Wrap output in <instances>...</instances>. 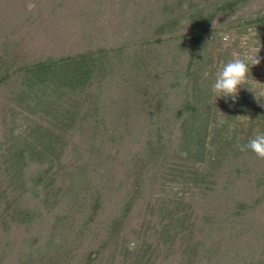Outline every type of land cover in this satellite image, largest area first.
Here are the masks:
<instances>
[{
    "label": "trees",
    "instance_id": "1",
    "mask_svg": "<svg viewBox=\"0 0 264 264\" xmlns=\"http://www.w3.org/2000/svg\"><path fill=\"white\" fill-rule=\"evenodd\" d=\"M252 1L0 0V264H264V159L198 62Z\"/></svg>",
    "mask_w": 264,
    "mask_h": 264
},
{
    "label": "rangeland",
    "instance_id": "2",
    "mask_svg": "<svg viewBox=\"0 0 264 264\" xmlns=\"http://www.w3.org/2000/svg\"><path fill=\"white\" fill-rule=\"evenodd\" d=\"M260 12L264 13V0H253L250 6L243 9L238 16L249 18ZM81 21L82 17L79 19L78 17L74 18L72 28L75 26L78 27ZM233 55H257V59L260 62L252 66L250 65L251 68L248 83L241 86L242 88L240 87L235 102H233L231 97L221 96L216 97L215 99L214 94L211 92V85L214 82L215 75L224 63L231 59ZM198 62L200 68L204 71L202 73V78L205 85L204 87H207V96L210 95L211 97V99L207 101L208 109H210V112L213 110L212 117L218 120L217 124L220 125L219 128L222 131L221 135H225V137L229 136V139L232 142L231 146L234 150L240 149L239 146L244 145L248 134L249 138H253L258 132L257 127L252 129L254 126L250 119L249 109L243 107L244 104L242 105L240 99L243 98L244 94L248 93L253 97V101L255 100L259 102L261 106L264 107V27L261 28L257 24H252L245 28L232 30L228 34L223 35L222 39H218V42L208 43L201 51ZM206 73L207 75H205ZM23 118V115H18V117L15 118V120L17 119L15 123L17 124V127H19V131H22L24 128L23 125H25L26 120H23ZM208 141L210 143V137ZM208 154L209 153H207L206 156ZM118 164L121 166L122 162ZM176 174L177 176L174 177L175 180L173 182L174 185H171L166 191V194L170 196H176L175 194H178L177 191L179 193L182 191L179 189L180 187L175 188L174 190L170 189L173 186H177L178 182L182 183L184 175L182 177L179 170L176 171ZM262 208L264 209V207ZM261 217L264 218V212L261 213Z\"/></svg>",
    "mask_w": 264,
    "mask_h": 264
},
{
    "label": "clouds",
    "instance_id": "3",
    "mask_svg": "<svg viewBox=\"0 0 264 264\" xmlns=\"http://www.w3.org/2000/svg\"><path fill=\"white\" fill-rule=\"evenodd\" d=\"M260 61L255 56L233 55L218 70L214 82L211 85V92L216 97H231L236 101L241 86L248 83L250 65L258 64ZM207 75V73L205 74ZM240 151H251L259 159H264V132H257L246 145L239 146Z\"/></svg>",
    "mask_w": 264,
    "mask_h": 264
}]
</instances>
